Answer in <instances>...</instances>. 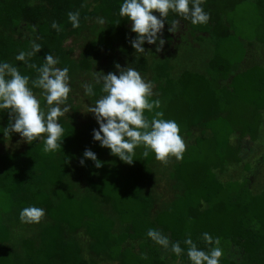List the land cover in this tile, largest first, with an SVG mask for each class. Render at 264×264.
I'll return each mask as SVG.
<instances>
[{"label": "trees", "instance_id": "16d2710c", "mask_svg": "<svg viewBox=\"0 0 264 264\" xmlns=\"http://www.w3.org/2000/svg\"><path fill=\"white\" fill-rule=\"evenodd\" d=\"M122 3L0 0V63L29 77L45 112L43 90L32 85L38 72L16 60L20 52L32 50L33 42L41 51L27 63L39 67L51 54L59 60L56 67H68L70 79L99 69L118 74L116 64L142 76L149 73L152 98L164 105L162 118L177 122L186 143L183 158L174 157L167 173L176 196L156 202L154 153L145 157L143 146L137 147L131 165L112 155L93 139L99 125L77 120L70 92L66 105L73 114L58 121L65 130L59 151L45 153L42 138L0 152V264H191L184 241L190 237L198 249L209 252L215 245L204 241V233L220 239V264H264V184H253L264 163L253 168L241 154L246 139L264 134V0H206L203 8L210 20L202 25L170 12L161 36L163 50L156 52V45L145 42V53L131 46L136 34L119 15ZM69 12L79 13L80 27H72ZM89 20L98 25L76 59L65 42ZM174 20L179 23L170 33ZM54 21L61 31L51 27ZM203 34L211 43L206 55L194 47ZM163 59L170 62V74ZM92 86L94 103L104 93L102 84ZM8 124V110H0V142L20 136H4ZM86 149L96 154L100 168L84 159ZM30 206L44 210L40 223L21 222V210ZM149 229L179 242L183 254L156 244L147 236ZM24 230L33 232L14 233Z\"/></svg>", "mask_w": 264, "mask_h": 264}, {"label": "clouds", "instance_id": "9594fccd", "mask_svg": "<svg viewBox=\"0 0 264 264\" xmlns=\"http://www.w3.org/2000/svg\"><path fill=\"white\" fill-rule=\"evenodd\" d=\"M206 0H123L119 15L126 17L131 22V31L136 34L131 40V46L137 53H145L143 45H156V52H161L165 40L161 38L165 22L170 12L177 14L185 20H190L193 25L208 23L210 15L203 8ZM153 13H158L157 15ZM68 19L73 28L80 27L79 13L69 12ZM98 22L104 24L103 18ZM178 21H172L168 28L173 33ZM57 32L61 27L54 21L51 25ZM159 34V35H158ZM30 52H20L16 60L24 61L27 67L38 72V77L32 81L35 88L43 90V95L48 105L47 112L41 108L40 100L29 87V77L21 75L18 68L8 62L0 63V110H8L9 124L3 129L4 136L10 137L11 133H18L23 141L31 144L33 141L44 139L45 153L56 152L61 149L64 128L58 122L71 109L66 102L71 92L69 84L68 67L58 68V58L48 54L44 63L37 67L28 64V58L41 51V45L32 43ZM118 74L109 72H94L93 78L97 84H102L104 93L94 106H89L87 112L92 113L99 129H93V139L101 147L110 149L112 155L129 165L134 161L135 149L143 146V156L147 157L149 151L154 153L155 159L167 165L171 157L176 160L183 158L186 143L180 135V127L174 120L163 119V112L156 111L149 120L145 111L153 112L160 107L158 100H150L153 95V84L146 82L141 74L134 68L115 65ZM85 95H95L91 84H84ZM84 159L95 162V167L100 168L101 162L91 150L86 149ZM84 159L80 164H84ZM67 162V161H66ZM45 217V212L39 207H25L20 212L22 223H40ZM147 236L156 244L165 249L171 246V251L180 256L183 249L179 242H170L168 237L160 231L149 229ZM204 241L215 245L209 252L197 248L189 237L184 244L188 246L187 256L191 264H220L223 250L219 247L220 239L215 240L210 234H203Z\"/></svg>", "mask_w": 264, "mask_h": 264}, {"label": "rangeland", "instance_id": "374dc122", "mask_svg": "<svg viewBox=\"0 0 264 264\" xmlns=\"http://www.w3.org/2000/svg\"><path fill=\"white\" fill-rule=\"evenodd\" d=\"M98 25V22L89 20L86 24V26L82 29V31L75 36L70 37L66 42H65V46H70L74 49L73 51V57L74 58H79V53L81 51V49L83 48L84 44L86 43V41L89 39V37H91V34L94 30V28ZM205 37L204 39H200V41H196L194 44V47L198 48H203L204 49V54L206 55L210 49H211V43H210V39L206 37L205 34H203ZM202 50V49H200ZM203 56V53H200V57ZM192 61H190V68L193 69L195 67L194 65V61H196V58L192 57L191 58ZM200 61V59H199ZM198 61V63H199ZM179 63V62H178ZM162 64L164 65L163 68L167 67V72L169 73V68H170V62H166L165 59H163ZM181 67V66H180ZM182 68V67H181ZM174 70V69H173ZM103 72L104 69H99L96 72ZM95 71L89 72V73H82L78 76H76L73 79H69V84L71 87V99H72V107H75L76 111V116L77 120L82 123V122H86V121H93L97 124L96 119L94 118V115L92 113L87 112V108L89 106H94L95 102L92 103L93 101L90 99V97L88 95H85V91H84V84H91L94 85L95 84V80L93 78V73ZM173 73V72H172ZM105 75L107 73H104ZM170 74V73H169ZM142 76V75H141ZM150 74L148 73L145 76H142V78L146 81L149 82L150 79ZM34 95L37 97L36 93H34ZM150 100H153V98L151 97ZM164 105L159 108H156L153 110V112H150L153 114V116L155 115L156 111H160L163 110ZM73 112L70 110L65 116H63L62 118H67L68 116L72 115ZM264 134H262L260 136V138H258L255 141H249V140H245V142L242 145V150H241V154H242V159L243 161H248L251 162V164L253 165V168L256 167V165H260L262 163H264V139L263 136ZM26 142L22 140V138L20 136H13L11 138H7L4 139L2 142H0V152L4 151V152H10V151H16L17 149L20 150L25 146ZM185 154V153H184ZM174 157H171L169 159V162L167 165L162 164L161 162L155 160V166H152L153 171L155 172V187L152 189L153 193H157V197H155V201L156 202H160L162 199H167L169 198V200L174 196H176V192L174 194V189L170 190L169 186L170 182L168 180L167 177V173L171 171L172 169V160ZM260 170L257 172L255 178L253 179V184H264V165L262 164L259 168ZM78 179V178H76ZM79 184L84 186L85 185V180L84 179H79ZM168 186V187H167ZM65 202H63L64 204L68 205L67 200H64ZM159 207V206H158ZM157 207V208H158ZM71 210H74V207L71 205L70 207ZM26 225V224H25ZM30 227H33L32 225H30ZM34 230H38L35 229ZM33 231H23V232H14V233H22V235H30Z\"/></svg>", "mask_w": 264, "mask_h": 264}]
</instances>
